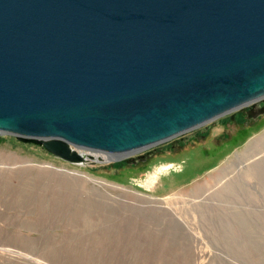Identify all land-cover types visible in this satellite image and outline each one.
Returning a JSON list of instances; mask_svg holds the SVG:
<instances>
[{
	"label": "water",
	"instance_id": "95a60500",
	"mask_svg": "<svg viewBox=\"0 0 264 264\" xmlns=\"http://www.w3.org/2000/svg\"><path fill=\"white\" fill-rule=\"evenodd\" d=\"M258 99L264 0H0V133L65 161L118 159Z\"/></svg>",
	"mask_w": 264,
	"mask_h": 264
},
{
	"label": "rangeland",
	"instance_id": "374dc122",
	"mask_svg": "<svg viewBox=\"0 0 264 264\" xmlns=\"http://www.w3.org/2000/svg\"><path fill=\"white\" fill-rule=\"evenodd\" d=\"M247 104L118 159L0 133V264H264V149L241 157L264 113L245 121Z\"/></svg>",
	"mask_w": 264,
	"mask_h": 264
},
{
	"label": "flooded vegetation",
	"instance_id": "af4514ba",
	"mask_svg": "<svg viewBox=\"0 0 264 264\" xmlns=\"http://www.w3.org/2000/svg\"><path fill=\"white\" fill-rule=\"evenodd\" d=\"M261 106H264V100L262 99L255 100L247 104V106L244 107L243 109V113L245 116L244 120L249 122L254 120L259 115L263 114L264 112L254 114ZM231 119H233V116H231ZM201 135H202V131H201Z\"/></svg>",
	"mask_w": 264,
	"mask_h": 264
},
{
	"label": "bare ground",
	"instance_id": "6f19581e",
	"mask_svg": "<svg viewBox=\"0 0 264 264\" xmlns=\"http://www.w3.org/2000/svg\"><path fill=\"white\" fill-rule=\"evenodd\" d=\"M263 146H264V137H262L260 140H258V142H256V144L252 148H250L246 153H244L241 157L249 158L252 156L251 154L253 153V151L261 152L264 149V148L261 149V147H263ZM261 163H262V161H261ZM225 171H227V169ZM229 183H230V180L228 182H226V184L224 186L228 185Z\"/></svg>",
	"mask_w": 264,
	"mask_h": 264
}]
</instances>
